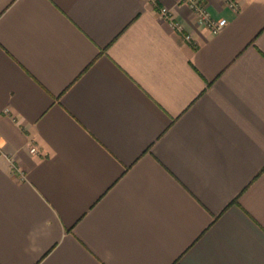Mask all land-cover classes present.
Masks as SVG:
<instances>
[{"label": "crops", "instance_id": "obj_1", "mask_svg": "<svg viewBox=\"0 0 264 264\" xmlns=\"http://www.w3.org/2000/svg\"><path fill=\"white\" fill-rule=\"evenodd\" d=\"M235 1L213 33L0 0V264H264V0Z\"/></svg>", "mask_w": 264, "mask_h": 264}, {"label": "built area", "instance_id": "obj_2", "mask_svg": "<svg viewBox=\"0 0 264 264\" xmlns=\"http://www.w3.org/2000/svg\"><path fill=\"white\" fill-rule=\"evenodd\" d=\"M223 1L233 12H238L239 5L235 0ZM179 2L187 3L195 16L197 24L208 27L213 33H217L227 24L226 18L215 19L210 14L205 0H179ZM160 11L173 29L183 30L184 26L174 18L173 13L168 7H162ZM186 38H190V35H187ZM30 151L33 153L37 152V148L33 146L30 148Z\"/></svg>", "mask_w": 264, "mask_h": 264}]
</instances>
